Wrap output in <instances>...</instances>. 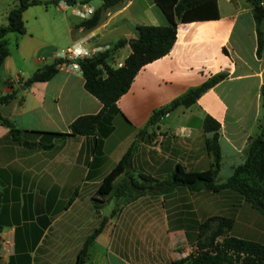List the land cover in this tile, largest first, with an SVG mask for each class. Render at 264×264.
I'll use <instances>...</instances> for the list:
<instances>
[{
  "label": "crops",
  "instance_id": "0c3cea01",
  "mask_svg": "<svg viewBox=\"0 0 264 264\" xmlns=\"http://www.w3.org/2000/svg\"><path fill=\"white\" fill-rule=\"evenodd\" d=\"M52 1L54 6L36 16L37 27H25L11 41L12 32L6 34L8 54L0 66V95L14 92L0 104V112L28 130L68 131L75 117L102 107L84 87L79 71L57 69L46 80L25 83L34 70L53 60L56 49L90 33L96 41L113 45L125 38L112 53L124 60L135 37L133 24H168L156 0H121L102 9L92 27L81 24L86 18ZM216 2L217 16L178 21L170 50L141 66L94 134L69 135L51 148L29 147L13 140L0 122V264H74L85 237L103 217L107 220L89 244L83 264H171L208 237L218 220L202 229L200 225L211 216L232 219L229 235L264 244L261 213L232 189L178 185L168 193L148 191L109 212L99 209L108 198L96 193V187L110 169L105 157L114 150L113 165L135 145L132 163L138 172L158 179L172 172L176 163L187 169L207 168L212 157L205 139L212 132L203 130L206 115L220 123L217 180L226 179L244 160L248 139L257 132L262 115L264 48L256 53L255 6L250 0ZM16 4L17 0H0V24L7 22ZM260 26L264 32V16ZM219 72L226 76L190 105L167 112L141 135L155 108ZM123 177L124 171L117 172L114 183Z\"/></svg>",
  "mask_w": 264,
  "mask_h": 264
},
{
  "label": "trees",
  "instance_id": "16d2710c",
  "mask_svg": "<svg viewBox=\"0 0 264 264\" xmlns=\"http://www.w3.org/2000/svg\"><path fill=\"white\" fill-rule=\"evenodd\" d=\"M88 1V0H84ZM102 3L94 13L86 18L81 24L92 27L100 19L101 11L116 4L121 0H101ZM163 8L168 18V24H143L132 25L135 37L130 40L131 51L124 59V64L118 67L109 63L113 57V50L126 42L125 38H119L112 49L100 52L91 57H84L79 60L81 73L84 77V87L96 96L102 103L101 109L96 113H86L75 117L69 123L68 131L56 130H28L18 127L13 120L0 112V122L8 127L9 135L16 142L25 146H37L51 148L57 142L64 140L69 135L94 134L97 125L108 115L106 112L113 106L118 97L129 88L135 74L145 63L152 61L166 54L176 37L178 21L192 20L196 18H207L218 15L216 0H156ZM40 0H17L7 13V22L0 24V66L8 54L6 34L9 32L24 33L26 31L23 21V11ZM256 7L261 0H250ZM256 19L257 47L259 55L264 48V32L260 26L264 16L261 13H254ZM56 59L43 64L32 72L25 80H46L56 71ZM106 73V74H104ZM226 76V73L219 72L200 85L191 87L182 95H179L168 103L155 108L150 114L145 126L140 133L155 123L167 112L182 104L185 106L193 103L204 91ZM1 82V77H0ZM14 95L9 92L0 95V104L7 101ZM261 108L262 115L258 124V130L251 135L245 147V158L234 166L230 176L218 181V168L220 160V148L218 142L219 121L210 115H206L202 122L204 131H211L212 135L206 137L205 148L211 155L210 165L205 169H187L181 163H176L170 176L162 179L155 178L145 172L133 173V168H128L127 163L132 161L135 145L131 144L120 159L108 170L99 181L96 193L101 197L111 194L121 197L123 202L131 201L148 191L168 193L178 185L187 186L190 189L205 187L213 191L223 188L232 189L240 193L245 200L254 207L261 210L264 215V84L261 86ZM124 171V177L118 183H114V176L117 172ZM78 193L75 189L74 195ZM73 198L71 196L70 200ZM256 201L261 205H257ZM115 209H112V213ZM218 222L208 237L203 242H197L196 252L189 254L186 258L174 259L171 264H264V244L250 241L229 235L227 230L231 227L232 219L222 216L208 217L201 225L207 224L212 219ZM107 218L103 217L84 239L79 249L74 264H83L85 261L89 244L101 232ZM2 225L0 223V231ZM221 234V239L217 237Z\"/></svg>",
  "mask_w": 264,
  "mask_h": 264
},
{
  "label": "built area",
  "instance_id": "2783aa9c",
  "mask_svg": "<svg viewBox=\"0 0 264 264\" xmlns=\"http://www.w3.org/2000/svg\"><path fill=\"white\" fill-rule=\"evenodd\" d=\"M58 7L70 8L76 15L82 18H89L95 11V6L87 1L69 2L68 0H58L55 2ZM260 5L264 7V0H261ZM113 45L107 42H98L94 39L93 33L83 35L76 38L68 45L58 48L53 53V59H56L58 69H66L81 72L79 60L84 57H91L100 52L112 49ZM109 63L112 66L118 67L124 64L123 59L109 58ZM106 74V73H104ZM18 79V77L16 78ZM189 254L197 251V243L189 247Z\"/></svg>",
  "mask_w": 264,
  "mask_h": 264
},
{
  "label": "rangeland",
  "instance_id": "374dc122",
  "mask_svg": "<svg viewBox=\"0 0 264 264\" xmlns=\"http://www.w3.org/2000/svg\"><path fill=\"white\" fill-rule=\"evenodd\" d=\"M43 1V4H32V5H30V6H28V10H27V16H25L24 18H23V21H24V24H25V27L28 29L29 27H33V28H35V27H37L38 25H39V21L36 19V16L37 15H39V14H41V13H44L46 10V7H49V6H54L55 4H54V2L52 1V0H42ZM88 3H91L92 5H100L101 4V0H90V1H87ZM1 24H5V23H1ZM9 35V34H8ZM13 35H19V33L18 32H12L11 34H10V36H8V37H10L9 39H10V41L12 40V38H13ZM110 45H113V43H110V42H108ZM10 48H12L13 47V44L12 43H10V46H9ZM21 69H22V67H20ZM101 131H103L102 130V128H99ZM140 136V135H139ZM138 141V140H137ZM115 152V150L112 152V154H110V155H108V157L106 156L105 158H106V168H111V166L114 164V162L115 161H113V159L112 158H115V157H113V153ZM49 155V154H48ZM167 158H169V156L167 157ZM166 158V160H165V162L167 161L168 162V159ZM155 159V157H153V159L152 160H154ZM157 159V161H160L161 159H162V157L160 156V159L159 158H156ZM164 159V158H163ZM163 161V160H162ZM166 162V163H167ZM135 166H137V165H134L133 163H132V161H131V166L130 167H128V168H133V173H137L139 170H137L136 169V167ZM162 167L164 166V165H161ZM110 170V169H109ZM165 171V170H164ZM170 174H171V172H167L166 171V173H164V177H169L170 176ZM67 198V197H66ZM107 200H105L104 202H103V204L101 205V207H99V209L101 208V210H103L104 212H109L110 210H111V208H113L114 206H118V205H120L121 203H123V200H122V198L121 197H118V196H115V195H113V194H111V195H109V196H107ZM256 208V207H255ZM261 214V216H260V219H262V220H264V215H263V213L261 212V210L260 209H258V208H256ZM189 216H191V213L190 214H188ZM212 220H214V218L212 219Z\"/></svg>",
  "mask_w": 264,
  "mask_h": 264
},
{
  "label": "water",
  "instance_id": "95a60500",
  "mask_svg": "<svg viewBox=\"0 0 264 264\" xmlns=\"http://www.w3.org/2000/svg\"><path fill=\"white\" fill-rule=\"evenodd\" d=\"M262 10H263V7L261 6V5H258V6H256V7H254V11L256 12V13H261L262 12ZM133 38H131L130 40H132ZM127 166L128 167H130L131 166V162L129 161L128 163H127ZM256 204L257 205H261V203L260 202H258V201H256Z\"/></svg>",
  "mask_w": 264,
  "mask_h": 264
}]
</instances>
